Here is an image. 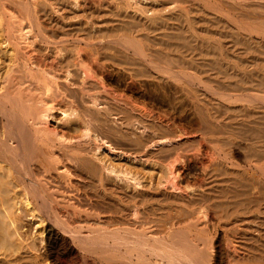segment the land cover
<instances>
[{"label":"bare ground","instance_id":"6f19581e","mask_svg":"<svg viewBox=\"0 0 264 264\" xmlns=\"http://www.w3.org/2000/svg\"><path fill=\"white\" fill-rule=\"evenodd\" d=\"M66 1L0 0V20L5 23L0 22V215L3 217L0 221V249L6 250L5 254L2 252L5 259L0 260V264H206L204 259L198 260L196 256L200 246L192 235L203 227L200 220L204 218L210 222L223 221L224 231L216 242L221 264H230V258L237 252L235 242L233 249L225 245L224 241L227 243L230 239L227 230L243 222L258 223L257 228L250 227L255 233L251 239L264 248V0H178L182 4L179 8H210L203 12L214 18L222 10L237 13L235 41L240 49L237 58L232 54L231 57L214 52L207 54L204 49L202 53L190 55L197 47L191 40L196 35L184 29L190 27L193 20L189 11L184 9L171 14L168 11L153 13L148 8L138 7L143 13L142 18L124 15L129 18L118 22L115 31L142 34L146 42L127 36L125 41L120 39L118 43L117 38H111L119 47L106 45L112 53L108 51L105 56L127 72L129 82H124L127 86L141 77L152 79L156 86L151 92L147 91L144 101L160 105L156 106L158 111L155 109V113L153 108L143 107L145 109L141 112L147 119L141 120L139 133L131 131V134L110 125L104 115L110 111V101L116 102L118 119L122 125L127 124L134 117L128 107L133 109L136 99L132 101V97L114 91L108 82L103 81V72L99 75L98 68L90 61L91 54H88L91 51L86 49L90 52L82 53L84 47H93L98 52L94 42L96 31L81 26L82 22L70 29L68 32L74 36L78 50L74 51L75 57L70 53L66 55L63 53L67 52L64 38L68 32L54 21L52 24L42 19V11L38 9L107 8L115 4L114 0ZM157 1L147 7L150 5L151 10H159L161 6L157 3L160 0ZM123 2L122 6L126 4ZM161 2L165 6L166 1ZM117 15L123 17V13ZM85 19L89 22L91 18ZM80 33H85L86 37H81ZM105 40L110 42V39ZM82 44L86 46L81 48ZM216 48L220 50L218 46ZM62 104L66 124L52 127L49 125L52 111L63 108ZM83 129L87 132L91 129L93 134L96 131L101 138L99 143L102 138L122 137L123 140H117L128 141L134 162L138 159L143 168L149 166V160H154V165L159 164L156 167H159L158 178L152 170L147 186V182L141 181L144 176L141 173L143 176L128 169L118 170L99 157L93 160L76 153L82 150L81 142L70 140L76 139ZM87 132L85 130V134ZM83 134L82 138L87 136ZM191 134L200 135L199 145L205 147L203 154L190 155L191 150H188L192 147L191 143L188 145V136ZM66 135L72 136L69 142ZM233 136L240 139V144H245L240 149L246 153L243 168L229 172L224 159H220L222 154L215 157L210 150L217 147L216 144L229 145ZM58 143L62 145L60 151L55 149ZM113 149L110 147L108 151L112 154ZM70 150L74 152L70 153ZM193 164L201 168L197 171L202 174L192 171ZM71 176L77 180L73 182ZM181 176L192 184V189L186 191L191 187L186 186L182 190V180L179 183L174 181ZM221 176L226 178L221 179ZM150 189L160 192H149ZM22 210L34 219L37 216L44 226L40 239L45 242L44 253L36 255L29 252V248L25 253L35 256L26 259L18 254L21 228L18 230L16 222L21 220L18 216L22 215ZM33 211L37 215H33ZM150 213L154 216L149 217ZM167 224H170L169 229ZM237 231V228L233 229L236 238L237 235L241 238L242 233L237 234ZM199 239L198 243L202 239V245L209 241ZM206 249L205 252L201 250L202 253L207 254Z\"/></svg>","mask_w":264,"mask_h":264},{"label":"rangeland","instance_id":"374dc122","mask_svg":"<svg viewBox=\"0 0 264 264\" xmlns=\"http://www.w3.org/2000/svg\"><path fill=\"white\" fill-rule=\"evenodd\" d=\"M71 1V0H70ZM111 1V0H110ZM133 1V0H132ZM131 0H124V2H123V0H114V3L116 4V6H115V4H113V6H111V7H102V8H97L96 7V9H97V11H96V9H95V7L94 8H82V9H72V8H59V10H58V8L55 10V8H44V10H42L43 8L42 7H40V8H38L39 10H41L42 12H41V15H42V19H45V21L46 22H49V23H52L53 24V21H54V23H57V24H59V27H61V28H63L64 29V31H66V32H68V31H70V29H73L75 26H79L80 25V23H81V26H85V27H92L93 29H94V31H96L95 32V43H96V48H97V51L98 52H95V48L93 49V47H92V49H93V51H92V49H91V47H84V49H82V53L85 55V54H87V53H89L90 51H91V53H89L88 54V56L90 55L91 56V58H89L90 59V61H92L93 62V64L94 65H96V68H98V73H100L99 75H101V73L103 72V78L105 79V80H103L105 83H107L110 87H112V88H114V91H116V92H118L119 94H125L126 96H128L129 98L130 97H132V98H130L132 101L133 100H135L136 99V101H134L133 103H140V104H142L141 105V109H140V104H139V107H138V109H136V106H138L136 103L134 104V105H136L135 107H133V109H134V111H136V112H134V111H132L133 109H132V107H128V108H131V109H128V110H130L131 112H129L130 114L132 113V115L134 116L133 118H132V120L131 121H129V122H127V124H126V122L125 123H123V125H122V122L118 119V115H117V112H118V107L116 106V102H112V101H110V104H111V107H110V111H108V113L107 114H109V112H111L109 115H104V116H106V118H107V120L109 119V124L110 125H112V126H114V127H116L118 130H120L121 132H126V134H131V131H135L136 133H139L140 132V129H141V120H143V119H147V117L144 115V113H142L143 112V109H145V108H143V107H146L148 110L150 109V110H152V108H153V113H155V111L157 110L158 111V106L160 107V105H158V104H156L155 103V105H154V103H152V102H149V104H147L145 101H144V98H145V96L147 95V93H149V92H151L152 90H154V88H155V86H156V84L154 83V81L152 80V79H150V78H146V77H141V78H139L133 85H131V86H127L126 84L127 83H124V82H129L128 80H129V76H128V74H127V72H124V71H122V67L118 64V63H116V61H112V60H110V59H108L106 56H108L107 55V53H109V52H111L112 53V51H110V50H107L106 49V45H111V46H117L116 44H114L113 43V41L114 40H112V39H116V42L118 41V43L120 42V39H123L122 41H125V39L127 38V36H128V38L130 37V38H137L138 40H141L143 43H145L146 41L143 39V37H141L142 36V34H134V35H128V34H125V32H119V31H115V29H116V27L118 26V24H120V23H118V22H121V21H123V20H127V18H132V16H134V17H136V18H138V19H140V18H142V16H143V13L141 12V9L142 8H148L150 11H153V13H158V12H160L161 13V11H165V12H169V13H171V14H175V13H177L180 9H184V10H186V11H189V17L191 18V20H192V23H191V25H190V27H184V29L186 30H189V31H192V32H194L195 33V35H196V37L194 36V37H192L191 38V40H192V42H193V44H195L197 47H196V49L194 50L193 49V51H191L189 54L190 55H195V54H199V53H202V49H204L205 50V52L204 53H207V54H212V52H214V53H221V54H223L225 57H226V55L227 56H229V57H231V54H232V56H234L235 58H237V54L239 53V45L237 44V41H235L236 39H237V13H232L231 11H227V10H222L221 12L222 13H218L217 15V17H215L217 20L219 19V21H214L215 20V18H214V16L213 15H210V14H208V13H205V12H203V11H205V10H210V8H179L180 6H182V4L178 1V0H176L177 1V3H175V0H172L173 1V3L171 2V0H170V2L168 1V0H163V1H166L165 2V6H162L161 5V0H160V2H158L157 4H159L160 6H161V8L159 9V10H151V9H153V8H149V6L147 7V4H151V3H153L154 4V1L155 0H153V2H151V0H147V1H145V0H139V3H137L138 2V0H134L133 2H132ZM136 1V2H135ZM65 2H67L66 0H65ZM112 2H113V0H112ZM117 2H119V4L117 3ZM121 2H123V3H126V4H123V6H122V3ZM128 2V3H127ZM148 2V3H147ZM136 3V5H134ZM142 5H141V4ZM170 3V5H167V4H169ZM175 3V4H174ZM118 4V5H117ZM139 4V6H137ZM172 4V5H171ZM174 4V5H173ZM120 5L124 8L125 7V9H124V11L122 10V7L121 8H119L120 7ZM134 7H133V6ZM113 7V8H112ZM119 8V9H121V10H119V9H116V8ZM133 7V8H132ZM141 8L140 9V11H138V9L137 8ZM163 7H165V9L163 8ZM107 9V10H105V9ZM129 9V10H127V9ZM89 11H88V10ZM100 9V10H99ZM108 9H110V10H108ZM112 9H115L113 12L115 13H113L112 12ZM135 9H136V11H135ZM162 9H164V10H162ZM188 9V10H187ZM193 9L195 10V11H193ZM66 10H67V12H66ZM73 10V11H72ZM83 10V11H82ZM86 10V11H85ZM146 10V9H145ZM198 10H200V11H198ZM44 11H46V14H45V12ZM76 11V12H75ZM92 11V12H91ZM109 13H108V12ZM117 11V12H116ZM125 11H128L127 13L128 14H126V12ZM57 13V14H55V13ZM59 12V13H58ZM65 12V13H64ZM69 12V13H68ZM95 12V13H94ZM103 12V13H102ZM113 14H112V13ZM135 12H137V13H135ZM52 13V14H51ZM97 13V14H96ZM122 13H123V15H122ZM138 13H140V14H138ZM66 14V15H65ZM91 14V15H90ZM112 14V15H111ZM117 14H120V15H122L123 17L122 18H120V16H118ZM129 14H131V15H129ZM167 15H168V13H166ZM49 15V16H48ZM86 15V16H85ZM94 15H95V17H97V18H95L94 17ZM115 15V16H114ZM124 15H127V16H129V17H125ZM223 15H225L226 17H228V18H226L225 16H223ZM58 16V17H57ZM92 16L94 17L93 18V22H92ZM192 16V17H191ZM104 17V18H103ZM111 17H113V18H111ZM198 17V18H197ZM220 17V18H219ZM51 18V19H50ZM54 18V19H53ZM81 18H83L82 20H81ZM85 18H87V19H90L89 20V22H88V20L87 21H85L86 19ZM103 20H102V19ZM198 19V20H196V19ZM214 18V19H213ZM53 19V20H52ZM104 19H106L107 21H105ZM109 19V20H108ZM229 19V20H228ZM66 20V21H65ZM74 20V21H73ZM96 20V21H95ZM199 20H203V21H199ZM206 20V21H205ZM207 20H210V21H212V22H208ZM58 21V22H57ZM69 21V22H68ZM77 21V22H76ZM117 21V22H116ZM132 21H134L133 19H132ZM228 21V22H227ZM233 21V22H232ZM0 22H3L4 23V21L1 19L0 20ZM95 22V23H94ZM97 22V23H96ZM195 22V23H194ZM220 22V23H219ZM222 22V23H221ZM229 23L230 25L232 24V26L230 27V25H228L227 23ZM236 22V23H235ZM70 25H69V24ZM88 23H90L89 25H88ZM103 23V24H102ZM214 23V24H213ZM216 23V24H215ZM217 23H219V24H217ZM227 25H226V24ZM5 24V23H4ZM76 24V25H75ZM84 24V25H83ZM235 24V25H234ZM99 25V26H98ZM105 26V28H103L104 26ZM113 25L115 26V27H113ZM218 25V26H217ZM222 25H224V27L222 28ZM207 26V27H206ZM66 27V28H65ZM87 27V28H88ZM236 27V28H235ZM200 28V29H199ZM201 28H204V30L203 29H201ZM67 29V30H66ZM114 29V30H113ZM208 31V32H205L206 30ZM216 29V30H215ZM233 29H235V30H233ZM105 30H106V32H105ZM107 30H109V31H107ZM204 32H203V31ZM218 30V31H217ZM222 31L221 33H222V36H219V35H221V33L219 32V31ZM101 31V33H99ZM213 33H212V32ZM215 31H217V32H219V33H217V32H215ZM98 32V33H97ZM231 32V33H230ZM239 32L242 34V33H244V31L241 29V30H239ZM119 33V34H118ZM210 33V34H209ZM215 33H217L218 34V37H217V34H215ZM225 33H226V35H225ZM227 33H229V34H231L232 36H230L229 34L227 35ZM68 36L67 37H65L64 39H65V41L66 42H64V45H65V47H66V49H67V52H63L64 54H69L70 53V55L71 56H73V57H75L76 56V54H74V51H76V50H78V46L76 45L77 43H74V36H72L71 34H70V32H68ZM98 34V35H97ZM80 35H81V37H86V34L85 33H80ZM121 35V36H120ZM125 35V36H124ZM224 35H225V37H224ZM254 35H256V34H254ZM228 36V37H227ZM126 37V38H125ZM67 38V39H66ZM112 38V39H111ZM201 38V39H200ZM235 38V39H234ZM70 39V40H69ZM73 39V40H72ZM105 39H110V42H109V40L107 41V40H105ZM203 39V40H202ZM204 39H206V40H204ZM72 40V41H71ZM96 40H98L100 43L99 44H97L98 43V41H96ZM208 40V41H207ZM215 40H217V41H215ZM106 41V42H105ZM204 41H206V43L204 42ZM236 42V44L235 43H233V42ZM108 42V43H107ZM207 42H209V44L207 43ZM215 42V43H214ZM218 42V44L216 45V43ZM102 43V44H101ZM110 43V44H109ZM111 43H113V44H111ZM201 43V44H200ZM101 44V45H100ZM207 44V45H206ZM216 45V46H213V45ZM99 45H100V47H99ZM210 45V46H209ZM212 45V46H211ZM235 45V46H234ZM74 46H75V48H77V49H75L74 48ZM82 46H86V45H84V44H82L80 47L82 48ZM101 46H102V49H101ZM219 47L220 48V50L218 49L217 50V48L216 47ZM51 47H53V46H51ZM67 47H69V48H67ZM71 47L74 49H72V51H71ZM117 47H119V45L117 46ZM215 48V50H213L214 48ZM232 47H233V50H232ZM70 51H69V50ZM86 49L88 50H90V51H86ZM212 49V50H211ZM225 49V50H224ZM101 50V51H100ZM237 50V51H236ZM84 51V52H83ZM109 51V52H108ZM217 51V52H216ZM77 52V51H76ZM105 52V53H104ZM164 52H166L165 50H164ZM100 53V54H99ZM227 53V54H226ZM73 54V55H72ZM262 54V53H261ZM70 55H68V56H70ZM75 55V56H74ZM106 55V56H105ZM74 59V58H73ZM100 63V64H99ZM107 63H109V65H112L116 70H113L114 68L112 67V66H109ZM111 63H113V64H111ZM97 65H99V66H101V67H99V66H97ZM102 66H104L103 68H102ZM95 67V66H94ZM110 67H111V69H110ZM121 67V68H120ZM100 68H102V69H100ZM109 68V69H108ZM121 70H120V69ZM106 69H108V71L106 70ZM100 70V71H99ZM111 70V71H110ZM118 70V71H117ZM102 71V72H101ZM106 72V73H105ZM110 72H112L111 74H110ZM116 72V73H115ZM108 75V76H107ZM118 76V77H117ZM121 76V77H120ZM114 78V80H113V78ZM116 77V78H115ZM119 78V79H118ZM144 79V80H143ZM122 80V81H121ZM119 81V82H118ZM138 81H140V82H138ZM144 81L146 82V83H144ZM149 81H150V83H149ZM138 83H140L139 85H138ZM143 83H144V85H143ZM111 84V85H110ZM122 84V85H121ZM145 84H146V86H145ZM136 86V87H133V86ZM151 85V86H150ZM155 85V86H154ZM120 86H122V87H120ZM137 86H139V87H137ZM152 86H154V87H152ZM116 87V88H115ZM147 89H146V88ZM122 88V89H121ZM127 88H128V90H127ZM133 88H135V90L133 89ZM142 88V89H141ZM100 89V88H99ZM125 89H126V91H125ZM131 89V90H130ZM136 89H138L137 91H136ZM144 89H145V91H144ZM134 90V91H133ZM99 91V90H98ZM131 91H133V92H131ZM147 91H149V92H147ZM126 92V93H125ZM141 92V93H140ZM100 93V95H102V94H104V93H102V92H99ZM102 93V94H101ZM139 94H141V95H139ZM138 98H137V97ZM144 96V97H143ZM135 98V99H134ZM111 100V99H110ZM141 101H143L144 102V104H143V102H141ZM151 103V104H150ZM61 106H63V104L61 105ZM156 106H157V108H156ZM58 107V106H57ZM165 108H167V107H165ZM63 109H64V106H63V108H61V107H59L58 109H54V111H52V117H50L49 118V125L50 126H56V127H59V126H63V125H65L66 124V121L64 120L65 119V114H63L64 112H63ZM66 109V108H65ZM156 109V110H155ZM141 110H142V112H141ZM140 111V112H139ZM156 111V112H157ZM113 113V114H112ZM139 113V114H138ZM140 113H142V114H140ZM53 114H54V116H53ZM114 114H116V115H114ZM187 114H189V112L187 113ZM113 118H115V119H113ZM143 116V117H142ZM141 117H142V119H141ZM52 118V119H51ZM112 118V119H111ZM137 122V123H134L135 121ZM195 120V119H194ZM64 121H65V123H64ZM131 122H133V124L131 125L130 123ZM116 123H118L117 124V126H115V124ZM120 123V124H119ZM118 125H120V126H118ZM185 125H189V124H185ZM122 126V127H121ZM135 126H137V129L135 130ZM56 127H54V128H56ZM120 128V129H119ZM139 128V129H138ZM85 130H86V132H87V129H83V131H80V135L78 134V136L77 137H79V138H77L76 137V139L75 138H72V136H69V135H66V137H68L67 138V141L68 140H70L71 138H72V140H70V142H73V141H80L81 142V148H82V150L80 151V152H76V153H79L80 155H82V156H85V157H87V158H91V159H93V160H97V158L96 157H99L100 159H103V162L105 163H107V161H108V163L107 164H109V163H111V164H113V166L116 168V169H121V168H123V169H128V170H130V171H132V172H138L139 174L141 173V174H143V175H141V176H143L142 177V180L141 181H143V183L144 184H146V182H147V186H149V183L148 182H150V178L148 177V175L150 176V174L152 173V170H153V173L156 175V173H158L157 171L159 170V167H158V169L156 168L157 167V165L159 166V164H155L154 165V160H149V161H147V164L148 163H150L149 164V166L147 165V166H145L144 168H143V163H138L139 161H138V159H135V162H134V160H133V156L131 155V154H133L132 153V149H129V148H131L130 147V144L128 143V141H126L125 140V142H127L128 144H126L124 141V143L122 142V137H120L122 140H120L119 142H118V140H117V138L119 137L118 135L117 136H114V138L111 140V137H108V138H102V141H104V142H100L99 143V141L101 140V138L99 139L98 138V136L96 135L97 134V132L95 131V135L93 134V131H90V130H88L89 132H87L86 134H87V136H83V138H82V135L81 134H83V135H86L85 134ZM93 130V129H92ZM139 131V132H138ZM81 132H83V133H81ZM90 134V135H89ZM92 135H94V136H92ZM90 136V137H89ZM195 136V134H191V135H189L188 136V141H189V143H188V145L190 144V146L192 147L191 149H189L188 151H190L191 150V154L190 155H193V154H203V152L205 151V150H203V149H205V147L203 146H200L199 145V141H200V135H198V134H196V136ZM88 137V138H87ZM95 138V137H97L96 139L98 140V141H96V139H93V138ZM85 138V139H84ZM120 138H118V139H120ZM191 138V139H190ZM198 138V139H197ZM64 140H65V138H63ZM82 141H84V142H82ZM114 139L116 140V141H114ZM183 139H185V138H183ZM86 140V141H85ZM88 140V141H87ZM95 140V141H94ZM199 140V141H198ZM239 141V142H238ZM65 142H66V140H65ZM69 142V141H68ZM91 142V143H90ZM110 142H112V143H110ZM116 142V143H115ZM232 143H229V145H217L216 144V146L217 147H215V146H213V147H215V148H213V149H211L210 150V152L212 153V151L215 153V157H217L216 156V154L218 155L219 153H221L222 155H220V159H224L223 160V162H224V164L227 166V169H228V171L230 172V171H235V170H239V169H242L243 168V160H244V156H245V151L246 150H244L243 151V149H240V146L241 145H243V146H245V144H240V139L237 137V136H233L232 137V141H231ZM67 143V142H66ZM96 143V144H95ZM106 143V145H103V144H105ZM118 143V144H117ZM119 143H120V145L121 146H119ZM123 143V144H122ZM110 144V145H109ZM115 144H117V145H115ZM232 145V147L230 148V146ZM236 144V145H235ZM114 145V146H113ZM124 145V146H123ZM187 145V146H188ZM193 145V146H192ZM195 145H196V147H195ZM238 145V146H237ZM57 146L58 147H56L55 149L57 150V151H60V147L62 146V145H59V143L57 144ZM85 146L87 147L86 149H85ZM123 146V147H122ZM126 146V147H125ZM220 148H219V147ZM226 146V147H225ZM233 146H237L236 148L235 147H233ZM110 147H112V148H114L113 149V152H112V154L108 151V149L110 148ZM125 147V149H123ZM129 147V148H128ZM194 147V148H193ZM198 147H200V148H198ZM225 148V150L223 149V148ZM239 147V148H238ZM59 148V149H58ZM84 148V149H83ZM116 148V149H115ZM118 148V149H117ZM188 148H190V147H188ZM197 148H198V150H197ZM226 148H229L228 150H226ZM87 149H89V151H87ZM93 149V150H92ZM97 149V150H96ZM120 149H122L121 151H118V150H120ZM193 149H194V151H193ZM195 149H196V151H195ZM216 149V150H215ZM219 149H222V150H219ZM238 149V150H237ZM86 150V151H85ZM96 152H95V151ZM124 150V151H123ZM203 150V151H202ZM215 150V151H214ZM91 151V152H90ZM99 151V152H98ZM187 151V152H188ZM193 151V152H192ZM200 151V152H199ZM229 151L231 152V153H229ZM72 152H74L73 150H70V153H72ZM82 152V153H81ZM89 152V153H88ZM101 152V153H100ZM118 154H117V153ZM124 152V153H123ZM127 152V153H126ZM197 152V153H196ZM92 153V154H91ZM98 153H100V154H98ZM130 154V156H129V154L128 155H126V154ZM225 153V154H224ZM226 153H227V155L228 156H226ZM97 154V155H96ZM119 154H120V156H119ZM188 154V155H189ZM244 154V155H243ZM94 155H95V157H94ZM117 155V156H116ZM123 155V156H122ZM106 156H108L110 159H112V160H110L109 158H106ZM119 156V157H118ZM219 157V156H218ZM222 157V158H221ZM124 158V159H123ZM126 158V159H125ZM130 158V159H129ZM132 158V159H131ZM228 158H230V159H228ZM234 158V159H233ZM117 161H116V160ZM226 159V160H225ZM106 160V161H105ZM115 160V161H114ZM110 161V162H109ZM153 163H152V162ZM231 161H234V162H236V163H231ZM127 162V163H126ZM241 163V164H239V163ZM134 163V164H133ZM128 164H131V166L130 165H128ZM133 164V165H132ZM140 165H142V166H140ZM122 166V167H121ZM129 166V167H128ZM133 166V167H132ZM151 166V167H150ZM133 169H132V168ZM137 167V168H136ZM147 167V168H146ZM151 169H150V168ZM155 169H154V168ZM146 168V169H145ZM200 167L198 166V165H196V164H193L192 165V171L194 172L195 170L197 171H200V169H199ZM118 169V170H119ZM142 169V170H141ZM150 169V170H149ZM195 171V172H196ZM197 171V172H198ZM198 173H200V172H198ZM200 174H202V173H200ZM72 177V176H71ZM156 177L158 178V176L156 175ZM222 178L221 179H225L226 178V176H221ZM157 178H155V180L157 179ZM144 179H145V181H144ZM154 179V178H153ZM178 179V180H177ZM176 180H174V181H179V182H181V180H182V182L180 183V185H181V187H182V190H185L187 187H190L192 184H189V183H187L186 181H184V177L183 176H181V178L180 177H178ZM180 179V180H179ZM72 180H73V182H75L76 180H77V178H73L72 177ZM178 182V183H179ZM205 183H207L206 181H205ZM184 184V185H183ZM194 184V183H193ZM170 185V184H169ZM184 187H183V186ZM171 186V185H170ZM187 186V187H186ZM169 187V186H168ZM186 187V188H185ZM183 188H185V189H183ZM190 189H192V186L189 188V189H186V191L187 190H190ZM151 190V189H150ZM149 191V190H148ZM149 192H153V193H156L157 191H155V190H151V191H149ZM158 192H160V191H158ZM157 192V193H158ZM12 211H14V208H12ZM25 212L22 210V215H20V216H18V218L19 219H21V220H19L18 222H16V227L18 228V230L20 229V235H21V247H20V249H19V252H18V254L19 255H21L22 257H24L25 259H26V257L28 258V256L29 257H34L35 255H33V254H36V255H39V254H43L44 253V247H45V242H42L40 239H41V232H42V228L44 227L43 226V224L40 222V220H39V218L36 216V218L38 219H34L35 217H31V216H28V215H26V214H24ZM33 213V215H37V212L36 211H33L32 212ZM257 213V212H256ZM255 213V214H256ZM20 214H21V212H20ZM149 215V214H148ZM152 213H150V215H149V217H152ZM154 216V215H153ZM31 217V218H30ZM2 219H3V217H2V215H0V221H2ZM202 220H203V222H202ZM37 221V222H36ZM207 222V223H206ZM39 223H41V225L39 224ZM200 223L201 224H203L202 226L203 227H201V228H199V230H197V231H195V233L193 232V237L194 238H197V241H196V243H197V245L198 246H200V252L202 253V251H204V249L207 247L208 249H206V252H207V254L206 253H200L199 252V250L197 251V254L199 253V254H201V255H197L196 254V256H197V258H198V260H203L204 261V263L206 262V264H208V262H207V260H208V257L210 258L208 261H209V264H221L220 262H222V258H220L219 257V253H218V242H219V238H221V235H222V231H224V228H223V226H222V224H223V221L221 222V223H219V222H216V221H214V222H210V221H208L207 220V218H204V219H201L200 220ZM256 223V224H255ZM20 224V225H19ZM251 224V225H250ZM169 225L170 224H167L166 226H167V228L169 229L170 227H169ZM255 225H257V226H255ZM21 226V227H20ZM23 226V227H22ZM43 226V227H42ZM243 226V227H245V228H242L241 229V227ZM42 227V228H41ZM182 227V226H181ZM250 227H252L253 229L254 228H257L258 227V223L255 221H253V222H250V223H247V222H243L242 224H240V225H237V226H235V228H237L238 229V231H237V234H238V232H241L242 233V236H241V238H239L238 237V235H237V238H236V235L233 233V229H235L234 228V226H233V228H231L230 230H227L229 233H228V237L230 238L228 241H227V243H228V246H227V243H226V241H224L225 242V245H226V247H229V248H231V249H233V243L235 242L236 243V251L239 253H235L234 254V256H233V258L231 257L230 258V264H244V262H245V260L247 261V262H245V264L247 263V264H255V261L254 260H256L257 261V263L256 264H260V263H258V262H262V260H264V248H262L260 245H258L256 242H255V240H253V239H251V237L255 234L254 233V230H251L250 229ZM207 228H208V230H207ZM215 228V229H214ZM248 228V229H247ZM205 229V230H204ZM211 229V230H210ZM39 230H41V231H39ZM40 233H39V232ZM221 234H220V233ZM250 232V233H249ZM253 233V234H252ZM23 234V235H22ZM209 236H208V235ZM244 234V235H243ZM247 234V235H246ZM199 237H198V236ZM205 235V236H204ZM207 235V236H206ZM251 235V236H250ZM23 236V237H22ZM37 236H39L40 238H38ZM250 236V237H249ZM201 237L203 238V240H209V241H204V244L202 245L201 244V242H202V239H201ZM25 238V239H24ZM198 238H200L199 240V242L200 243H198ZM207 238V239H206ZM248 238H249V240H248ZM24 239V240H23ZM234 240V241H233ZM208 242H209V244H208ZM217 242V243H216ZM34 243H36V244H34ZM207 243V244H206ZM26 244H33V246H31V245H29V246H26ZM211 244V245H210ZM34 245H37V246H35V248H34ZM204 245H206V246H204ZM210 245V246H209ZM232 245V246H231ZM248 245H250V246H248ZM251 245H252V247H251ZM24 246L26 247V248H24ZM213 246V247H212ZM27 247H28V249H27ZM204 249H203V248ZM256 247H257V249H256ZM29 248H30V251L29 252H31V253H33V254H29V253H25V252H28V250H29ZM36 248L38 249V250H36ZM22 249H24V250H22ZM43 249V250H42ZM203 249V250H202ZM259 249V250H258ZM202 250V251H201ZM210 250V251H209ZM213 250V251H212ZM5 251V252H4ZM38 251V252H37ZM241 251V252H240ZM2 252H4L3 254H5L6 253V250L5 249H0V260H4L5 259V257H4V255L2 254ZM244 252V253H243ZM238 254V255H237ZM258 254L261 256H258ZM208 256V257H206V258H204V256ZM255 256V257H254ZM218 257V258H217ZM235 257V258H234ZM202 258V259H201ZM237 258H238V260H237ZM246 258V259H245ZM256 258V259H255ZM258 258H259V260H258ZM262 258V260L260 261V259ZM24 259V260H25ZM89 259H92V260H94L95 261V259H94V257L92 258V257H90L89 256ZM206 259V260H205ZM219 259V260H218ZM221 259V260H220ZM235 259V260H234ZM252 261H254V262H252ZM233 260H234V262H233ZM220 261V262H219ZM239 262V263H237V262ZM218 262V263H217ZM232 262V263H231ZM249 262H251V263H249ZM223 263V262H222ZM264 263V261L262 262V264ZM45 264H46V262H45Z\"/></svg>","mask_w":264,"mask_h":264}]
</instances>
